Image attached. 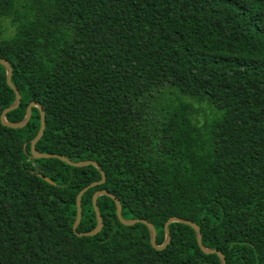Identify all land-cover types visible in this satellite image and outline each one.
<instances>
[{
  "label": "trees",
  "instance_id": "trees-1",
  "mask_svg": "<svg viewBox=\"0 0 264 264\" xmlns=\"http://www.w3.org/2000/svg\"><path fill=\"white\" fill-rule=\"evenodd\" d=\"M0 57L21 93L6 119L38 101L37 150L106 174L77 232L94 229L106 190L158 245L180 217L227 264H264V0H0ZM6 76L0 63V113L16 97ZM40 118L33 107L22 128L0 121V264H222L178 222L155 249L108 196L103 229L78 237L75 200L101 174L35 159Z\"/></svg>",
  "mask_w": 264,
  "mask_h": 264
},
{
  "label": "water",
  "instance_id": "water-1",
  "mask_svg": "<svg viewBox=\"0 0 264 264\" xmlns=\"http://www.w3.org/2000/svg\"><path fill=\"white\" fill-rule=\"evenodd\" d=\"M0 63H2L7 70V83L10 87L13 88V90L15 91V101L12 105H10L9 107L5 108L2 113H0V121L1 123H3L6 126L12 127V128H22L24 127L28 121L31 118V114H32V110L33 107H38L40 110V128L38 133L36 134V136L32 139L31 141V148H30V152L32 154V156L35 157V159H59L63 162H65L66 164L73 166V167H86V166H94L96 167V169L99 171V173L101 174V180L93 182L91 184H89L88 186H86L84 189H82L78 196L77 199L75 200V207H76V217H75V221L72 225V230L74 231V233L78 236V237H93L95 235H97V233H99L102 229H103V218L100 212V209L97 205V200L99 197L101 196H108L111 199L114 200L115 204H116V214L118 219L120 220V222L123 225L126 226H133L137 223H142L144 225H146L149 228L150 231V239L152 242V245L155 249L157 250H165L170 242H171V233L169 230V227L172 223L178 222V223H182L185 225L190 226L191 228L194 229V231L196 232V236H197V242L199 247L208 254H217L220 256L221 260H222V264H227V258L225 256L224 253H222L219 250L216 249H208L203 245V240H202V233H201V229L200 227L189 220H185L182 219L180 217H171L170 219H168V221L165 223V241L163 242V245H158L157 243V231L154 227V225L152 223H150L149 221L145 220V219H132V220H126L122 217V204L121 201L112 193L106 191V190H98L95 192V194L93 195V207L95 210V214H96V219H97V224L95 225L94 229H92L89 232L86 233H79L76 231L77 226L80 223L81 220V207H82V197L84 196V194L91 188L102 185L105 183L106 181V174L105 172L101 169V167L99 166V164L96 161H92V160H87V161H80V162H76V161H72L71 159H69L68 157L64 156V155H59V154H49V153H41V151H38L36 148V144L37 142L40 140V138L43 136L45 128H46V113L44 108L42 107L41 103H39L38 101H31L26 109V113L25 116L22 120L20 121H8L6 119V114L17 108L21 102V93L19 91V89L16 87V85L13 83L12 81V74H13V69L11 64L8 62V60H6L5 58H1L0 57ZM38 177L42 178L44 181H46L49 184H53L52 181H50L47 177H44L41 174H37Z\"/></svg>",
  "mask_w": 264,
  "mask_h": 264
},
{
  "label": "rangeland",
  "instance_id": "rangeland-1",
  "mask_svg": "<svg viewBox=\"0 0 264 264\" xmlns=\"http://www.w3.org/2000/svg\"><path fill=\"white\" fill-rule=\"evenodd\" d=\"M5 27V35L6 36H10L13 32V28L11 26V23H9L8 20L4 21V25ZM197 116V115H196ZM198 119H199V122L202 124L205 120V116H204V113H200L199 116H197Z\"/></svg>",
  "mask_w": 264,
  "mask_h": 264
}]
</instances>
